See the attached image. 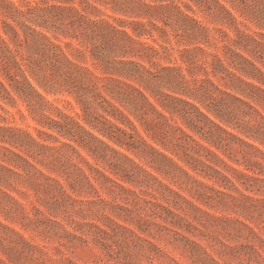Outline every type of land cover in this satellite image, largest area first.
Listing matches in <instances>:
<instances>
[{
    "label": "trees",
    "instance_id": "1",
    "mask_svg": "<svg viewBox=\"0 0 264 264\" xmlns=\"http://www.w3.org/2000/svg\"><path fill=\"white\" fill-rule=\"evenodd\" d=\"M168 27L184 46L180 60L163 63L170 47L149 39L153 31L168 35ZM74 41L87 47L101 73L77 60L87 53ZM24 44L33 52L19 60ZM0 73L6 79L0 77V119L3 104L18 95L47 128L33 134L0 124V206L1 196L18 204L7 190L18 184L49 196L55 213L66 201L75 209L87 201L68 188L99 194L97 184L116 185L215 264L182 231L207 237L202 228L213 227L236 238L247 229L264 247L239 217L264 229V0H0ZM63 91L79 112H64L47 98ZM119 179L153 188L146 192L154 199ZM219 243L232 255L264 261L256 245Z\"/></svg>",
    "mask_w": 264,
    "mask_h": 264
},
{
    "label": "rangeland",
    "instance_id": "2",
    "mask_svg": "<svg viewBox=\"0 0 264 264\" xmlns=\"http://www.w3.org/2000/svg\"><path fill=\"white\" fill-rule=\"evenodd\" d=\"M102 9L105 14L125 17L114 13L109 7H102ZM199 16L212 27L221 26L220 23L213 22L210 16L202 13H199ZM248 24L253 26L250 22ZM226 29L229 33H234L233 28ZM168 30L169 34L163 36L158 31H153L154 36L149 39L157 46L165 44L170 47L171 55H163L165 57L160 58L163 63L180 60L178 50L184 46L177 42L171 28L168 27ZM154 39L157 42H154ZM74 42L82 49H86L87 53L83 56L75 51L80 55L76 57L77 60L89 65L95 72L101 73L94 65L87 47L77 41ZM17 49L19 60H21V55L25 56L33 52L28 44L17 47ZM211 50H214L213 47ZM65 51L70 55L74 52L67 47ZM0 77L6 80L2 73ZM47 98L54 106L71 115L80 111L75 99L65 91L57 95L48 94ZM3 105L6 111H1L0 124L20 127L33 134H37L36 128L47 129L40 123V116L31 113L18 95H15L14 103ZM51 112L54 113V111H47L48 114ZM136 124L143 130L139 122ZM148 138L150 139L149 136ZM82 152L93 162V158L84 150ZM136 159L139 161L138 158ZM235 166L239 167L237 164ZM118 181L136 190L139 195L154 199L146 192H156L153 188L144 186L141 191L139 187L131 183L120 179ZM96 186L99 194L92 190L91 194L77 195L68 188L69 193L87 201L77 205L76 209L69 201H66L67 206L57 210L56 213L53 209L52 211L49 209L54 206L49 196L36 194L33 189L22 184L17 185L18 190L7 189L18 200V204L13 205L7 198L1 196L3 205L0 206V264H215L205 259L203 253H194L193 244L171 231L170 228L173 227L171 224L160 218L149 217L146 213V204L142 200L136 202L133 194L124 192L116 185H108L109 188L101 187L99 184ZM173 187L177 188L175 185ZM231 192L235 193L232 190ZM184 194L190 198L188 193ZM80 206L81 210H78ZM204 208L218 214L239 215L226 210H215L206 206ZM239 217L254 226L264 239V229L261 225L258 227L255 221H250L241 215ZM146 219L155 221L157 224ZM38 220H42L39 226ZM53 220L62 223L69 232H65L61 224L58 225ZM90 222L97 223L104 231L90 226ZM139 224L146 227L147 231L139 230ZM202 229L205 234H208L207 237H203L198 231L194 234L182 232L207 248L219 264H264L263 259L255 254L236 252L232 255L219 243V240H223L227 244L237 246L253 244L264 255V247L260 239L252 236L249 230L245 229L241 237L232 238L213 227Z\"/></svg>",
    "mask_w": 264,
    "mask_h": 264
}]
</instances>
